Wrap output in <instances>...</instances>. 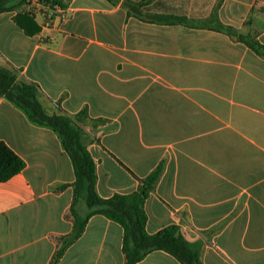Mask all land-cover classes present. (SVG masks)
I'll return each instance as SVG.
<instances>
[{
    "label": "crops",
    "instance_id": "crops-1",
    "mask_svg": "<svg viewBox=\"0 0 264 264\" xmlns=\"http://www.w3.org/2000/svg\"><path fill=\"white\" fill-rule=\"evenodd\" d=\"M62 2L0 13V66L47 114L86 111L98 195L137 190L161 163L147 233L177 225L202 264H264V53L248 44L264 47V0ZM0 140L24 161L0 181V264H50L73 227L70 157L2 96ZM122 240L92 215L57 264H124ZM136 264L182 263L154 250Z\"/></svg>",
    "mask_w": 264,
    "mask_h": 264
},
{
    "label": "trees",
    "instance_id": "trees-1",
    "mask_svg": "<svg viewBox=\"0 0 264 264\" xmlns=\"http://www.w3.org/2000/svg\"><path fill=\"white\" fill-rule=\"evenodd\" d=\"M30 0H0V13L19 8ZM50 6L63 0H40ZM183 21L184 18H178ZM231 33V28L226 27ZM256 51L264 53V47L256 40L248 42ZM39 89L32 82L16 80L13 69L0 66V96L22 109L28 119L36 124L53 129L61 140L64 150L72 162L75 180L72 184V202L69 214L73 219L71 232L62 238L54 252L50 264H57L65 249L83 232L87 220L95 214L117 222L123 229L122 252L124 264H136L148 253L162 250L172 255L182 264H202L197 247L184 239L179 227L171 224L149 234L145 229L146 214L144 202L154 189L163 169L160 163L151 173L139 180L138 189L127 194H114L102 198L96 192V164L85 144V132L79 123L87 116L81 111L74 116L66 114H47L39 100ZM24 167V161L0 140V181L18 174ZM84 201L88 212L81 216L76 207Z\"/></svg>",
    "mask_w": 264,
    "mask_h": 264
},
{
    "label": "rangeland",
    "instance_id": "rangeland-1",
    "mask_svg": "<svg viewBox=\"0 0 264 264\" xmlns=\"http://www.w3.org/2000/svg\"><path fill=\"white\" fill-rule=\"evenodd\" d=\"M79 203H81L80 207H84V209H86V205H85L84 201L81 200Z\"/></svg>",
    "mask_w": 264,
    "mask_h": 264
},
{
    "label": "built area",
    "instance_id": "built-area-1",
    "mask_svg": "<svg viewBox=\"0 0 264 264\" xmlns=\"http://www.w3.org/2000/svg\"><path fill=\"white\" fill-rule=\"evenodd\" d=\"M51 14H52V12L50 11V13L48 14V17H50V16H51Z\"/></svg>",
    "mask_w": 264,
    "mask_h": 264
}]
</instances>
